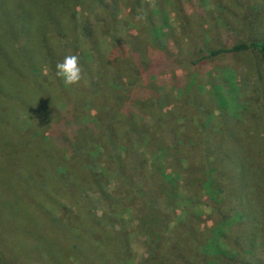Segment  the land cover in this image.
Masks as SVG:
<instances>
[{
    "label": "trees",
    "instance_id": "trees-1",
    "mask_svg": "<svg viewBox=\"0 0 264 264\" xmlns=\"http://www.w3.org/2000/svg\"><path fill=\"white\" fill-rule=\"evenodd\" d=\"M62 1L63 8L60 6L56 12L54 7L49 8L53 19L51 16L43 20L34 17L20 22L15 16L14 29L0 28V43L3 47L0 55L7 52L6 59L12 63L15 61L9 67L10 70L4 67L6 64L0 65L1 81L7 72L6 82L0 81V169L10 175L9 182L23 185L24 181H29L33 185H29L27 191L33 195L34 192L38 193V196H32L29 203L38 215L36 219L34 216L32 218L38 227V236L32 237L33 242L28 239V245L22 233L14 230L15 239L27 245L24 254L14 251L15 255H11L16 260L15 264H173L174 261L176 264H264L263 7L241 3L240 12L232 11L234 23L228 28L226 39L216 44L210 43L205 55L196 60L204 62L210 58H222L227 62L235 60L244 64L254 80L249 96L239 106L242 111L240 109V113H236L238 109L231 101L233 98L229 97L231 90H224L217 85L202 90L205 92L202 93L195 83H187L186 107L182 104L186 100H182L179 105L174 103L176 110L183 111V117L196 124V129H193L194 141L189 143L188 140H181L182 148L195 150L208 176L215 180L225 179L236 191L228 213H223L217 206L222 200L210 195L209 209L218 215V220L213 227H208L204 241L189 247L188 254H192L191 249L195 248L191 257L178 252L181 258L179 262L174 244L166 255L157 253L158 245H154L144 256L135 252L130 233H126V221L119 218L112 207L109 213H97L86 194L95 174L94 168H102L101 161H109L113 166L133 160L139 163L140 170L146 167V163V169L157 170L158 164L164 167L173 160V152L167 151L163 155L165 163H160L158 157L157 160L152 159L150 165L148 161L143 162L147 154L145 145L153 147L163 139H175L174 126L167 118L169 112L165 108L164 98L179 99L185 94L175 91L170 81L165 87L161 86L154 76V70L159 65L155 60L163 57L166 67L171 64L170 57L161 52L156 54L152 63V51L135 44V37L123 32L124 39L131 44L129 60L122 59L120 62L124 80L111 82L115 74L112 66L115 61L110 50L112 45H108L102 35L93 34L98 27L103 29L104 26H99L101 21L97 20L90 26L83 19L81 24L70 26L71 29L79 26L82 38L68 45L69 15L76 8H83L85 0ZM34 3L35 0L30 1L31 5ZM147 3L148 0H145L144 17L158 10V1L150 7ZM169 6L181 20L180 11L172 3ZM115 39L112 38V42ZM57 43L61 45L62 51L54 58V64L62 62L64 56L72 52V47L82 46L79 48V63L86 73L87 86L81 83L79 86L66 87L55 74H43L49 63H53ZM48 76L54 80V84L49 85ZM17 82L18 89L14 86ZM13 92L18 95H13ZM208 101L213 112L204 109ZM58 102L66 103L77 116V121L69 126L63 124L64 118L55 108ZM188 103L189 109H186ZM98 110L100 119L97 120L95 114ZM185 110H190L188 115ZM82 114L84 121L81 119ZM242 115L249 124H239L238 129L235 124ZM146 116L150 125L144 124L145 127L140 119L142 121ZM216 121L222 122V125ZM83 129H87L85 135L88 134L95 141L94 151L85 152L72 140L75 139L72 136ZM123 139L133 144L130 149H123L120 153L116 145ZM27 147L32 151L31 160L42 167V171L47 170L46 178L36 169L35 175L32 174L34 164L24 165L28 162L24 154ZM155 152L156 147L152 153ZM22 169L27 179L18 182L12 175L15 176ZM160 169L163 168L157 170L158 177L161 176L165 181L164 177L168 179L169 175L163 177ZM154 172L150 171V175ZM124 174L119 171L118 180H122L121 184L134 186L136 182ZM167 182L164 184L168 186ZM40 192L45 196H39ZM4 195L6 192L0 193V207L7 206L8 209L10 202ZM26 205L24 203L22 208ZM144 215L154 220L149 211ZM229 224L239 230L232 236L227 235L230 227L226 228V225ZM151 230L154 232L155 228ZM184 236L187 238L190 232H185ZM0 254L8 256L1 251Z\"/></svg>",
    "mask_w": 264,
    "mask_h": 264
},
{
    "label": "rangeland",
    "instance_id": "rangeland-1",
    "mask_svg": "<svg viewBox=\"0 0 264 264\" xmlns=\"http://www.w3.org/2000/svg\"><path fill=\"white\" fill-rule=\"evenodd\" d=\"M30 1L0 0V28L10 27L14 29L15 16L20 22L34 17L43 20V18L53 15L49 12V8L54 7V12L60 6L63 8L62 0H35L33 5L30 4ZM155 1H158L156 7L158 10L151 14L147 13L144 17L145 0H85L83 8H76L69 15L67 36L70 37L68 45H71L74 41L81 40L82 36L79 26L76 29H71L70 26L76 23L81 24L83 19L84 23L90 26L97 20L101 21L99 26H104L103 29L98 27L97 31H93V34L102 35L106 38L108 45H112L110 50L115 61L112 65L115 68V74L111 82L115 83L124 80L120 62L122 59L129 60L128 53L131 44L124 39L123 32L133 35L135 44H140L152 51L150 54L152 63H154L156 54L161 52L170 57L171 64L166 67L163 65V57L160 60H155V62H159V65L154 70V76L161 86L165 87L170 81L175 91H181L182 94H185L179 99L164 98L165 108L169 112L167 118L171 120L174 126L175 139L174 142L170 139H163L157 146L154 145L153 147L145 145L147 154L144 153L145 161H143L145 163L148 161L150 165L152 159L157 160L159 158L160 163H165L164 153L173 152V160L168 161L164 167L159 166V164L156 166L157 170L163 168L160 169L162 170L161 174L163 177L169 175L168 179L164 177L165 181H163L161 176L158 177L159 174L155 168H151L154 170L146 169L147 163L146 167L140 170L139 163L133 160L122 161L113 166L109 161H101L103 163L101 164L102 168L101 170L94 168L95 174L90 180V190L86 194L97 213L101 211L109 213L110 207H112L119 218L126 221V233H130V241L135 252L144 256L151 251L154 245H158L157 253L160 256L161 254L166 255L169 247L174 244L176 259L180 262L181 258L178 257V252L183 256L191 257L195 248L191 249L192 254H188L189 247L204 241L208 234V227H213L218 220V215L209 209L210 195L217 196L218 200H222L217 206L223 213H228L233 206V196L236 191L228 185L225 179L215 180L208 176L209 174L203 168L195 150L182 148L181 140H188L189 143L194 141L196 124L183 117V111L176 110L174 103L179 105L182 100H186L182 102L186 107L185 102H188L187 83H195V87L202 93H205L202 90L217 85L223 87L224 90H231V94L227 95L233 98L231 101L238 109L236 113H240L241 107L239 108V106L249 96L254 80L253 76L246 71L244 64L235 60L227 62L222 58H210L204 62H196V60L205 55L206 48L209 47L210 43L216 44L218 41L222 42L226 39L229 33L228 28L234 23L232 11L240 12L241 3L252 4L253 7L260 5L264 10V0H184V2L178 0L180 2L178 4L174 0H148L147 6H152ZM169 3H172L173 7L180 11L181 20L171 10ZM50 18L53 19L52 16ZM112 38H116L114 42H112ZM77 47H72V52H68V54L80 57L79 48L82 46ZM2 48L0 43V49ZM54 51L56 55L52 58L53 63H49V67L45 68L43 74L47 72L51 75L56 73L54 58H57V54L62 51L61 45L57 43ZM31 54L32 51H30ZM7 56V52L0 55V65L6 64L7 66L4 67L10 70L9 67L13 66L15 61L12 63L10 59H6ZM21 69L26 70L25 68ZM6 77L7 72L3 75V82L0 81L5 83ZM48 79L49 85L54 84L53 79L49 76ZM41 81H43V77ZM59 82L64 85L61 79ZM14 86L18 89V82ZM13 95L17 96L18 94L13 92ZM60 103L58 102L55 108L63 116V124L69 126L75 120L77 121V116L72 109L66 103ZM188 105L189 103L186 109H189ZM204 109L206 112H213L210 101L207 102ZM185 111H187V115L190 112V110ZM98 113L100 114L99 110L95 114L97 120L100 119ZM83 117L82 114V121H84ZM237 119L239 122H236L235 125L238 129H240L239 124H249L243 115ZM149 121L147 116L142 121L140 119L142 125H150ZM216 123L222 125V122L216 121ZM144 126L146 127V125ZM85 130L87 129H83L81 133L72 136L75 137L72 140L76 146H80L85 152H88L93 149L95 141L88 134L85 135ZM130 143L127 139L119 140L116 148L122 153L123 149L131 148L133 143ZM154 147H156L155 154L152 153ZM24 152L27 157L26 160H28L24 165L34 164L31 169L32 174L35 175L36 169L39 174H43L46 178L48 176L47 170L42 171L43 168L31 160L33 156L30 148L27 147ZM7 164L5 163V165ZM119 171L125 172L124 176L135 181L136 184L131 187L128 184H121L122 180H118ZM150 171L155 172L150 175ZM26 177L24 169L21 172L18 171L15 176L12 175V178L18 182L27 179ZM9 178H11L10 175L0 169V193L6 192L4 198L10 202L8 209L7 206L0 207V251L8 255L0 254L2 264H15L16 260L11 258V255H15V252L20 253V255L25 253L27 245L15 239V229L22 233L28 241V245L33 236H38V227L35 225V220H32L33 216L36 219L38 215L35 208L29 206L32 196H38V193L34 192L33 195L27 191L29 185L32 186L33 183L24 181L23 185H17L9 182ZM165 182L168 186L164 184ZM219 187H222V190L218 191ZM39 196L44 197L45 194L40 192ZM24 203L27 205L22 208ZM148 211L152 213L154 220H150L144 215ZM152 227L155 228L154 232L151 230ZM228 227H230L227 232L228 236L239 231L231 224L226 225V228ZM188 231L190 236L186 238L184 233ZM33 241L31 240V242ZM256 248L259 250L257 243ZM193 257L195 258V255ZM173 264L176 262L174 261Z\"/></svg>",
    "mask_w": 264,
    "mask_h": 264
},
{
    "label": "clouds",
    "instance_id": "clouds-1",
    "mask_svg": "<svg viewBox=\"0 0 264 264\" xmlns=\"http://www.w3.org/2000/svg\"><path fill=\"white\" fill-rule=\"evenodd\" d=\"M55 75L63 81L66 87L79 86L81 83L87 86L88 83L86 73L79 63V57L74 54L65 55L62 62L56 64Z\"/></svg>",
    "mask_w": 264,
    "mask_h": 264
}]
</instances>
